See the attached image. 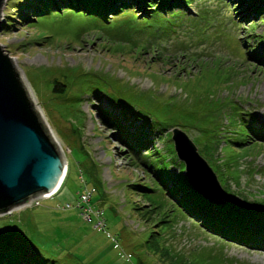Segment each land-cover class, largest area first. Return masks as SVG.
I'll list each match as a JSON object with an SVG mask.
<instances>
[{
  "label": "rangeland",
  "instance_id": "1",
  "mask_svg": "<svg viewBox=\"0 0 264 264\" xmlns=\"http://www.w3.org/2000/svg\"><path fill=\"white\" fill-rule=\"evenodd\" d=\"M20 1H3L0 23L10 28L0 24V48L66 167L54 195L0 214V240L25 246L38 264H264V248L208 233L161 183L173 192L185 182L177 128L224 200L238 202L231 209L264 224V132L241 142L245 122L264 128V44L246 36L264 40V15L246 1L192 0L167 20L139 7L109 17L63 6L22 21ZM111 120L138 138L122 144Z\"/></svg>",
  "mask_w": 264,
  "mask_h": 264
},
{
  "label": "water",
  "instance_id": "2",
  "mask_svg": "<svg viewBox=\"0 0 264 264\" xmlns=\"http://www.w3.org/2000/svg\"><path fill=\"white\" fill-rule=\"evenodd\" d=\"M40 114L11 58L0 48V214L52 192L65 168V159ZM170 134L193 189L221 204L224 195L207 162L183 132L175 128ZM198 182L207 183L210 190H201Z\"/></svg>",
  "mask_w": 264,
  "mask_h": 264
},
{
  "label": "trees",
  "instance_id": "3",
  "mask_svg": "<svg viewBox=\"0 0 264 264\" xmlns=\"http://www.w3.org/2000/svg\"><path fill=\"white\" fill-rule=\"evenodd\" d=\"M192 0H24L17 2L14 14L19 15L22 21H25L29 14L35 16L42 15L49 10L62 11L61 8H71L76 11L80 10L86 14H116L121 9L129 8L136 11L135 8H141L143 12L138 15L150 17L154 14L162 15L165 20L175 17L178 12H184V7ZM230 1V0H229ZM246 1L248 4L247 11L255 12L256 15H264V0H239ZM29 12V13H28ZM5 16L10 17L8 14ZM13 20V16H11ZM2 28H10L7 20L0 23ZM250 40H258L264 44V40L260 34H247ZM251 50H254L252 48ZM248 53H251L248 51ZM256 60L262 62V56H256ZM264 64V61L263 63ZM64 85L53 81L52 91L61 93ZM103 114L102 116H104ZM101 116V119H102ZM132 116L143 118V114L134 111ZM116 132L118 138L122 136L120 142L128 144L135 141L138 137L134 131H131L126 136H123L124 129H118L115 120L109 121L107 124ZM243 126L242 143H249L250 133L257 136L260 132H264V128L257 129L252 126H247L246 122ZM124 142V143H123ZM128 142V143H127ZM241 143V144H242ZM152 144L151 139L147 140L144 147ZM174 151V149H173ZM172 151V152H173ZM205 151V150H204ZM206 152V151H205ZM175 162L179 166V170L183 171L184 164L177 160L175 152ZM128 162L133 163L131 154H127ZM185 182L179 184L174 182L175 191H171L166 184L161 182L168 191V196L174 199L182 212L195 222H197L205 231L215 235L225 241L235 244L247 246L250 248H264V224H256L247 215L239 212L246 211L243 208L239 210L231 209L232 206L238 205L235 200H225L220 203H215L204 197L201 193L196 192L190 184L187 176L183 175ZM207 187V186H206ZM203 190V189H201ZM0 260L5 264H38L35 263L31 252L24 246L18 245L9 240H0Z\"/></svg>",
  "mask_w": 264,
  "mask_h": 264
},
{
  "label": "built area",
  "instance_id": "4",
  "mask_svg": "<svg viewBox=\"0 0 264 264\" xmlns=\"http://www.w3.org/2000/svg\"><path fill=\"white\" fill-rule=\"evenodd\" d=\"M88 196H89V195H87V194H81V195H80V199H81V200H87ZM48 197H50V195L47 194V193H45V194H43L42 196H37V197L34 198V199H29V200L26 201L22 206H26V205L31 206V205L37 203V200H38L39 198H48ZM81 216H82L83 218H86V217H87V215H86V211H83V213H81Z\"/></svg>",
  "mask_w": 264,
  "mask_h": 264
},
{
  "label": "bare ground",
  "instance_id": "5",
  "mask_svg": "<svg viewBox=\"0 0 264 264\" xmlns=\"http://www.w3.org/2000/svg\"><path fill=\"white\" fill-rule=\"evenodd\" d=\"M12 63H13V62H12ZM14 67H15V66H14ZM22 83H23V82H22ZM23 85H24V84H23ZM64 173H65V168L63 169V172L61 173L60 178H59L57 184H56L55 187H54V190H53L52 192H48L47 194L51 195L52 193H54V192L57 191V189L59 188V186H60V184H61V182H62V180H63ZM198 184L201 185V183H199V182H198ZM202 186H203V189L205 190V189L207 188L206 186H208V185H207V183H205V184H203ZM205 187H206V188H205Z\"/></svg>",
  "mask_w": 264,
  "mask_h": 264
}]
</instances>
